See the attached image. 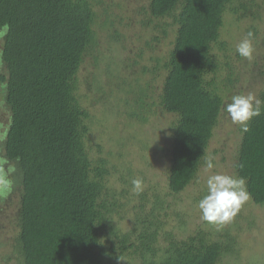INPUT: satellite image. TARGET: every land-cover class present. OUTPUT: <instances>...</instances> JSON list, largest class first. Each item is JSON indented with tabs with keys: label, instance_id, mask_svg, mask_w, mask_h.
Returning a JSON list of instances; mask_svg holds the SVG:
<instances>
[{
	"label": "trees",
	"instance_id": "1",
	"mask_svg": "<svg viewBox=\"0 0 264 264\" xmlns=\"http://www.w3.org/2000/svg\"><path fill=\"white\" fill-rule=\"evenodd\" d=\"M107 2L0 0V24L10 26L0 47V108L7 117L0 156L15 167L12 190L0 198V264H222L225 257L237 258L241 244L233 227L216 234L187 230L181 225L183 207L166 203L157 188L148 186L139 195L132 191L130 159L111 150L126 137L115 142L108 132L112 146L107 149L90 137L92 124L105 127L106 113L99 117L89 110L86 90L106 84L97 77L110 69L102 66L110 44L130 51L126 29L135 21L145 28L144 44L123 60L125 66L139 63L140 73L124 80L118 70L109 77L116 85L125 83L123 113L135 126L128 136L136 138L140 123L157 110L174 115L165 170L169 191L180 193L198 175L226 91L242 76L214 52L228 45L219 39L224 12L237 20L250 17L256 23L247 32L264 43L257 25L264 2L140 0L133 12L122 1L114 2L118 11ZM169 36L165 54L150 56ZM108 61L112 66V57ZM83 66L86 75L93 73L90 82L81 79ZM113 96L107 111L118 107L120 99ZM258 98L264 100V92ZM248 128L241 133L233 169L245 178L253 202L261 204L264 109ZM8 219L9 235L4 233ZM8 241L11 252L3 247Z\"/></svg>",
	"mask_w": 264,
	"mask_h": 264
},
{
	"label": "rangeland",
	"instance_id": "2",
	"mask_svg": "<svg viewBox=\"0 0 264 264\" xmlns=\"http://www.w3.org/2000/svg\"><path fill=\"white\" fill-rule=\"evenodd\" d=\"M107 1V4L111 5L115 11H118V6L115 5L114 2L117 4L122 1L125 5L124 8L132 12L136 11L135 9L139 7L138 3L140 2V0ZM262 1L264 2V0ZM260 14L261 18L257 22L259 29L258 37H262L264 33V11L262 12L261 10ZM237 19L238 18L235 14L231 13L229 10L224 12V20L219 31V39L226 41L228 45L225 51L214 49V52L218 54V58L220 60L230 61L232 66L235 67L237 71H241L242 75H240L241 79L235 82V84L226 91L225 103L229 102V98L234 94H247L251 92L259 97L260 93L264 92V43L261 38L253 40L255 51L251 61L239 57L235 52V46L244 37L245 33H247V29H251V24H255L256 22H252L250 17L241 18L239 20ZM123 21H126L125 17ZM135 23L137 22L135 21ZM135 23L130 24V29H126L128 32L127 35L130 38L127 41V45L131 47V53H134L137 47L144 44V39L148 35L145 28H141ZM118 27L121 28L120 24ZM171 40V36L161 39L160 42L156 44V49L148 52L149 55L158 56L165 54ZM110 49L111 51L106 52L105 55L107 56L104 57L102 61L103 69L106 64L110 67V69L107 70V72H99V77H97L99 81L102 80V83L106 80V84L104 83V86L99 87L97 91L93 85L86 90H90V101L89 99L85 100V105L89 108V110L92 113H97V116L99 117H102V113L103 115L106 113L103 121V125L105 127H99V125L95 122L91 125L89 132L90 137L93 140L99 139L104 146V149L112 146L111 144H108V132L113 133L111 136L114 138L115 142H123L122 138L126 137L125 141L121 145L115 144V147L111 148V150H113L114 153L119 150L121 160L130 159L133 169L130 175L132 178L140 177L143 179V177L146 176V178L143 179L144 188L153 186L159 190L166 203H169L171 206L177 205L178 208L183 207V210H185V214L183 216L185 223L181 224L180 219L174 215V217H172L174 218L175 224H181L187 230H193L195 228L211 230L214 234L228 226L236 229L239 234V245L241 244L239 250L240 253L235 259H232V256L225 257L222 264H234L235 260H241L239 264H264V203H255L250 198L241 206L236 216L230 222L222 225L210 224L202 221L199 210L196 207L197 201L204 194L205 181L209 175L213 173H224L237 176L233 169V161L235 151L241 137L240 127L233 124L228 117V114L222 110L218 122L213 129L207 154L205 155V158L208 156L213 158L215 167L210 171L205 170L203 162L196 178L183 191L175 194L171 193L167 186L165 169L168 164L166 152L168 148V126L170 121L174 119V115L172 113L162 111V109L157 110L155 113L150 115L149 119L145 123H140L141 125H139L138 128L139 135L135 136L136 138L132 135L128 136L130 130L134 131L135 126L130 123L131 120L123 113L124 108L121 98L124 99L126 90L123 89L122 86H125V83L123 82L127 78V75L133 76L136 73L139 74L141 67L139 63L136 65L131 64L129 66H125L123 64V60L125 58L132 57L129 50V52L123 51L114 43L110 44ZM224 54L228 55L227 59H225ZM110 57H112L113 61L112 66H110L108 61ZM118 70L121 72L120 76L124 79L119 78L118 80L119 83H123L122 86L116 85L114 80L109 77V73L113 76V74H116ZM86 72H88V69L86 66H83L80 73L81 79H86L90 82L92 80L91 75L93 76V73L91 72V75H86ZM157 91L156 85L154 93H157ZM114 94L120 99L118 107L107 111V106H110L108 99H110V102L114 101ZM155 96L156 94L154 95V98ZM6 121V114L0 108V140L1 131H3V126ZM117 131H119V134ZM144 169L145 172L143 171ZM12 200H16V198H13ZM164 206L166 207V204H164ZM166 209H168V207ZM169 209L166 211L170 212ZM11 226V220L8 219L4 226V233L7 232L9 235ZM3 247L7 252H11L13 250V246L10 241H8L7 246L4 244Z\"/></svg>",
	"mask_w": 264,
	"mask_h": 264
},
{
	"label": "clouds",
	"instance_id": "3",
	"mask_svg": "<svg viewBox=\"0 0 264 264\" xmlns=\"http://www.w3.org/2000/svg\"><path fill=\"white\" fill-rule=\"evenodd\" d=\"M9 25L0 24V41L8 35ZM255 34L253 31L245 33L244 37L235 46L236 54L248 61L253 59ZM264 109V100L253 93L234 94L223 106L231 122L240 127L241 133L247 132L248 122L253 117L260 116ZM215 167L214 160L208 156L204 160L205 170ZM15 167L10 165L7 157L0 156V198L6 197L12 190L11 174ZM132 191L139 195L144 188V181L140 177L131 180ZM250 199L246 180L243 177L224 173H213L205 181V191L197 201L202 221L210 224H225L230 222L240 210L241 206Z\"/></svg>",
	"mask_w": 264,
	"mask_h": 264
}]
</instances>
